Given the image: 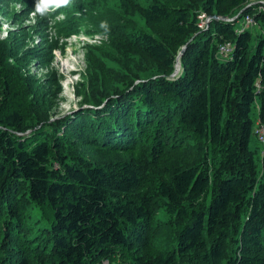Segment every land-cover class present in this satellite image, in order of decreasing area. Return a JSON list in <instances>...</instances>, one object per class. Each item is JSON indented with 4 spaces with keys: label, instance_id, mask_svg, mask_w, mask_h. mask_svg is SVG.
Masks as SVG:
<instances>
[{
    "label": "trees",
    "instance_id": "16d2710c",
    "mask_svg": "<svg viewBox=\"0 0 264 264\" xmlns=\"http://www.w3.org/2000/svg\"><path fill=\"white\" fill-rule=\"evenodd\" d=\"M29 1L3 0L14 25L30 21ZM247 2L112 3L130 22L115 18L88 92L76 90L107 103L56 121L61 74L30 76L0 42V264H264V156L251 146L257 100L264 120V9ZM202 13L220 19L203 30ZM246 16L262 32L240 27ZM48 28L42 16L15 31L38 38L26 57L47 70Z\"/></svg>",
    "mask_w": 264,
    "mask_h": 264
},
{
    "label": "rangeland",
    "instance_id": "374dc122",
    "mask_svg": "<svg viewBox=\"0 0 264 264\" xmlns=\"http://www.w3.org/2000/svg\"><path fill=\"white\" fill-rule=\"evenodd\" d=\"M138 1L143 3L147 0ZM260 1L262 0H248L247 3L250 7H252L260 5ZM29 2H32L34 6H36L35 3H37V0H30ZM112 3L121 7L125 11L123 0H71L68 5L60 6L45 15L48 19L49 28L43 34L46 40L57 47H54L52 54L54 58L51 66H49V69L47 70L46 68L41 69L40 66L34 63H30L28 61V57H26L27 54L35 50L34 47L38 46V38L35 36L30 39L23 38L20 37L19 33L15 32L18 29L23 27L27 28L29 26H33L36 29L38 21L42 18V16L39 14L35 17L31 16L30 21H26L22 27H20V25H14L13 16L10 15V11L6 8L8 5L5 4L3 0H0V42H5L7 47L18 49V57H20L22 65L25 64L24 70L26 73H29L30 76L33 77V75H35L38 79L43 80L49 76L51 71L55 70L61 74V88H63V91L54 102V104H57L56 109L58 112L55 115L52 114L53 116H51V121L61 120L69 115L77 113L80 110L81 105H84L83 108L85 109L92 108L93 110H98V108H102L107 103V100H105V104L102 107L94 105L93 102H96L97 100L93 99L91 102L83 103V97H80L76 93V90L77 85L82 83L86 85L88 92V86L92 79L93 68L98 65L96 62L99 60L97 55L96 57H92L94 56L93 52H95L97 48L100 53H107L109 51L111 47L110 45L114 40L113 33L115 26L112 25V22L115 18H118L121 21L118 23H120L123 28L124 23L129 24L130 22L124 17L126 14H124L122 9L118 8L121 14H118L119 11L117 10L116 12L114 11ZM14 9L15 13L19 14L23 10L21 4L18 3L14 6ZM139 19L140 17L136 18L137 22L143 23ZM101 22H107L108 31H105L100 27ZM109 25H111V27ZM138 25L139 24H137V26ZM239 26L245 28L242 21L239 23ZM249 28L254 35L262 32V29L257 26L256 23L253 27L251 26ZM30 29L28 30L31 32L32 30H35ZM70 30H72V33L66 36V33ZM203 30H206V27H204ZM124 32L125 34L131 32V29L128 28ZM11 33H14L13 36H11ZM127 39L128 38H126V40ZM23 52L26 53V55ZM90 57L95 59V63L89 61ZM15 58L16 57L12 56L10 63H15V60L18 59ZM135 59L136 57L133 56L132 61ZM136 61L139 62L140 67H143V63L146 59L137 58ZM136 61H134V63H136ZM136 83H139V80ZM258 87L260 88V86ZM33 99L34 94L30 93V103ZM260 107L261 100H257L252 116L255 121L254 128L261 120L263 121L259 114ZM31 132V130H28L27 132H19L17 137L29 136L27 134H30ZM62 134V132L59 133L60 136ZM251 146L253 149H258L259 147L262 151L261 145L257 144L254 138H252ZM88 156L93 160L90 155ZM159 212V214H161V211ZM164 217L165 216L162 214V220H164ZM166 218L167 217H165V219ZM157 243L160 244V241H157ZM168 245L170 246V243H168ZM123 259L124 258L118 254V256L116 255L114 258L109 260L112 261V264H122Z\"/></svg>",
    "mask_w": 264,
    "mask_h": 264
},
{
    "label": "built area",
    "instance_id": "2783aa9c",
    "mask_svg": "<svg viewBox=\"0 0 264 264\" xmlns=\"http://www.w3.org/2000/svg\"><path fill=\"white\" fill-rule=\"evenodd\" d=\"M260 5L259 8L260 9H264V0L260 1ZM200 28L203 29L204 27H207V24L209 23V17L205 14H202L200 16ZM255 19L252 18V16H246L244 17V21L243 24L245 26V28L249 29V27H253L255 25ZM234 46L231 43H223V45H220V47L218 48L219 51V55L221 56V58H231L234 51ZM254 136L257 140V142H259V144L262 146V151L261 154L262 156H264V120L260 121L259 124H257V126L254 128ZM103 264H111L109 261L105 260L103 262Z\"/></svg>",
    "mask_w": 264,
    "mask_h": 264
},
{
    "label": "clouds",
    "instance_id": "9594fccd",
    "mask_svg": "<svg viewBox=\"0 0 264 264\" xmlns=\"http://www.w3.org/2000/svg\"><path fill=\"white\" fill-rule=\"evenodd\" d=\"M71 2V0H37L35 10L30 14L35 17L37 14L40 16L47 15L50 11H54L60 6H66ZM105 31H108L107 22H101L100 25Z\"/></svg>",
    "mask_w": 264,
    "mask_h": 264
},
{
    "label": "water",
    "instance_id": "95a60500",
    "mask_svg": "<svg viewBox=\"0 0 264 264\" xmlns=\"http://www.w3.org/2000/svg\"><path fill=\"white\" fill-rule=\"evenodd\" d=\"M211 18H215V19H220V18H218V17H216V16H214V17H211ZM210 17H209V19H211ZM223 19H225V20H229V19H226V18H223ZM191 42V41H190ZM189 42V43H190ZM188 43V44H189ZM187 44V45H188ZM187 45L186 46H184L183 48H182V50L180 51V54H179V56L177 57V62H176V65H175V68H176V70H175V72L171 75V78H176L178 75H179V73L181 72V58H182V56L185 54V51H186V49H187ZM126 264H128V263H126Z\"/></svg>",
    "mask_w": 264,
    "mask_h": 264
}]
</instances>
